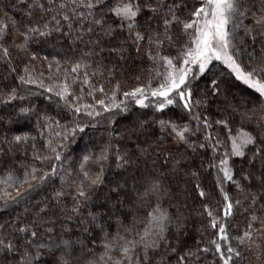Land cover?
I'll list each match as a JSON object with an SVG mask.
<instances>
[{
    "label": "snow or ice",
    "instance_id": "6c2138e0",
    "mask_svg": "<svg viewBox=\"0 0 264 264\" xmlns=\"http://www.w3.org/2000/svg\"><path fill=\"white\" fill-rule=\"evenodd\" d=\"M0 264H264V0H0Z\"/></svg>",
    "mask_w": 264,
    "mask_h": 264
},
{
    "label": "trees",
    "instance_id": "16d2710c",
    "mask_svg": "<svg viewBox=\"0 0 264 264\" xmlns=\"http://www.w3.org/2000/svg\"><path fill=\"white\" fill-rule=\"evenodd\" d=\"M12 15H18L17 13H11ZM43 71H45V73L47 74V66L45 65L44 68L42 69ZM55 69H53L54 71ZM129 83H131V81H129ZM106 87H108L106 85ZM90 102V101H89ZM31 125H27L25 127V130H27V128H30ZM104 129L103 127H100L99 131L95 132V133H91V135H93V139L96 140V141H99L100 140V137H101V134L103 133ZM87 142V137H85L84 139H79L77 138V140L73 143L70 144V149L72 151L73 154H79L83 149H84V146H85V143ZM241 224H242V221H240Z\"/></svg>",
    "mask_w": 264,
    "mask_h": 264
}]
</instances>
